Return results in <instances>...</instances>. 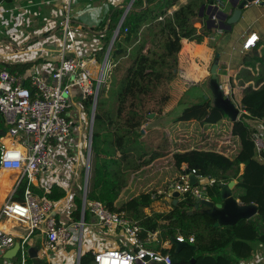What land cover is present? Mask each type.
<instances>
[{
  "label": "trees",
  "instance_id": "16d2710c",
  "mask_svg": "<svg viewBox=\"0 0 264 264\" xmlns=\"http://www.w3.org/2000/svg\"><path fill=\"white\" fill-rule=\"evenodd\" d=\"M144 1L135 0L110 53L109 61L113 68L122 60L130 62L119 87L111 90L113 95L116 93V111L108 112L106 101L100 103L99 97L97 99L88 200L99 201L112 212L125 213L144 229L143 236L157 230H161L163 238L193 236L197 250L184 248L179 253L175 252L174 247L164 250V253L172 256L173 264H191L193 259L195 264H239L252 257L257 245L264 244V151H257L253 135L258 131L252 122H264V86L257 91L252 87L244 90L239 107L240 118L237 122L229 123L230 137L234 141L229 152L227 149L219 151L216 148L196 147L173 154L175 170L181 171L183 166H187L216 180L217 184L209 189L210 199L214 203L222 202L220 184L237 181L233 189L234 198L243 205H257L259 210L256 216L233 226L215 227L216 221L204 213L206 208L200 207L195 211L196 202L190 197L180 199L176 205L165 202L168 205L165 211L153 210L157 198L153 197L152 192L120 201L128 182L125 181V178H129L128 172L141 167L131 155L141 152L138 145L141 128L148 115L155 112H144L146 100L155 98L156 93L176 78L184 40L203 44L215 33V29H208L205 25L198 29L195 24L200 19L201 7L210 6L217 0H189L185 5H179V0H146V7ZM220 1L227 3L228 0ZM177 5L179 8L170 14L169 11ZM123 13L118 11L111 14L112 30L117 27L116 23ZM210 46L215 48V45ZM217 54L216 51L215 60H218ZM246 64L253 69L257 64L263 66L257 77H250L259 87L264 83V55H257ZM3 67L22 73L27 66H0ZM25 85L30 87L28 82ZM94 99V96H88L82 100L85 114L91 115ZM169 100L170 96H164L159 102V110ZM226 118L223 111L215 108L213 102L203 95L194 99L177 121L215 126L222 124ZM78 125L75 123L74 126L77 128ZM235 142L238 147L233 151ZM118 153L121 157H118ZM156 157L153 156L149 162ZM24 189L25 184L17 194L18 200L22 199ZM33 190L53 202L67 197V190L58 184H54L49 192L36 186ZM162 198L160 196L159 200ZM75 203L72 218L78 221L81 219L82 198L76 197ZM85 222H92L88 212ZM27 264H33V260L29 258ZM80 264H96L94 251H86Z\"/></svg>",
  "mask_w": 264,
  "mask_h": 264
},
{
  "label": "built area",
  "instance_id": "2783aa9c",
  "mask_svg": "<svg viewBox=\"0 0 264 264\" xmlns=\"http://www.w3.org/2000/svg\"><path fill=\"white\" fill-rule=\"evenodd\" d=\"M76 4L70 5L69 15L62 24L66 30L76 11ZM213 5L224 10L226 4L217 0ZM122 25H117L112 31L111 44L120 35ZM215 30L216 35L224 33L222 29ZM67 38L74 40L72 31L68 30ZM209 39L215 41L216 36ZM258 41V36L250 35L244 50L256 47ZM109 50L110 47L101 60L63 55L51 72V81L56 85L47 82L37 67H33L29 74L11 72L8 67L0 68V115L7 127L4 137L7 141L0 146V253L13 248L18 237L21 264H27L29 248L37 239L44 241L49 250L57 245L66 247L75 243L79 245L81 255L85 226L88 224L85 222L87 212L100 229L106 230L122 244L119 246L114 242L112 247L96 252V264H173L172 256L164 253V250L174 247L172 238H163L161 230L143 236L144 229L125 213L112 212L103 203L88 200L89 185L84 188L81 219L78 221L72 218L75 204L73 208L71 202L73 210L66 214L62 209L64 201L53 202L33 190L34 186L39 187V177L55 168L51 143L70 142L72 124L66 113L74 104L73 89H80L83 99L88 96L98 98L111 75L113 65L109 61ZM26 82L30 87L25 85ZM253 139L257 151H264V136L256 132ZM17 152L20 153L18 160L6 159L9 153ZM90 178L89 171V181ZM24 184L23 197L18 200L17 194ZM216 184L215 179L184 166L160 196L169 198L171 190H176L183 200L190 197L196 203L212 201L209 189ZM8 223L20 231L19 236L10 232L6 227ZM176 239L179 243L195 245L193 236L186 238L180 235Z\"/></svg>",
  "mask_w": 264,
  "mask_h": 264
},
{
  "label": "crops",
  "instance_id": "0c3cea01",
  "mask_svg": "<svg viewBox=\"0 0 264 264\" xmlns=\"http://www.w3.org/2000/svg\"><path fill=\"white\" fill-rule=\"evenodd\" d=\"M179 1V5H185L189 0ZM134 2L133 0H10V2H8V0H2L0 3V66H27L25 67V71H22L24 74H29L33 67H37L42 72L44 79L47 82L52 83L51 72L59 64L63 55L81 59H89L93 57L101 60L109 47H111V34L113 30L108 23V19H110L111 23V14L118 11H124V15L126 11L129 12ZM75 3H77L76 11L71 16L72 18L68 29L72 31L74 35V40L71 41L67 38L68 30L62 27V24L66 21L69 15L70 5ZM225 4V8L222 11L232 13L234 11L232 6L228 1ZM130 6L131 8L128 10ZM146 6L147 2L145 0L144 7ZM206 7H209V4ZM178 8V5L175 6L169 11V13H173ZM207 19L208 16L204 19H198L195 27L201 29L204 25L206 26ZM120 20L118 21L120 22ZM119 22L116 24H119ZM252 34L258 36L259 41L257 42L256 47L245 51L244 44ZM214 36H216L215 41L209 39ZM211 37L206 39L203 44H196L194 42H188L187 40L183 41V49L179 53L177 76L171 83L172 99L171 102L161 110V116L162 114L166 115L170 113L177 104L183 101L187 94L194 91L193 89L198 90L199 88H204V86H206L209 82V70L211 71L210 65L212 62L216 61V51L220 55L218 57L219 80L227 92L233 94L234 92L236 93V96L240 99V105L244 90L249 87L256 89L257 85L250 77H257L261 73L260 69L263 68V66L257 64L256 68L253 69L252 67L247 66L246 62L252 60L257 55L259 57L264 55V5L256 2L251 3L244 8L240 21L233 25V29L230 32L224 31L223 34L216 35L215 30V33ZM209 41L213 43L212 45H215V48H211ZM205 96L206 98L208 97L207 95ZM197 98H199L198 93L196 96H193L191 100ZM77 99L79 101L78 106H82V99ZM188 104L190 105L191 103ZM184 109L185 108L181 110V113ZM154 114L157 119L160 117L157 112ZM180 116L181 115L177 117ZM160 118L163 120L162 117ZM149 119L152 120L153 118ZM227 119L228 118L223 121V126H221L223 127V130H229V134H224L223 130H219L218 128L221 127L220 125L202 126L194 121L178 122L181 125L186 124L185 127L189 125H198L201 127V132H203L204 136L202 138H200V136V140H197L200 147L204 149L216 148V150L217 148H225L229 152L231 145H234V141L230 138V121ZM252 122L257 131L264 136V122ZM74 125L75 124H72V136L70 142L55 144L52 148L55 166L60 163H72L71 161L76 163L75 165H77L79 169H81L83 165L80 147L83 140V123H79L77 128ZM6 131L7 127L4 123L3 117L0 115V146L2 142L7 141L4 139ZM146 132L149 133V131ZM184 133L185 132L181 128L176 130L174 134L178 138L176 142L184 143L183 139H181V134ZM169 136L171 137L170 140H172L173 135L169 133ZM188 139L187 142L190 141V138ZM134 147L135 146L133 145V148ZM237 147L238 145L236 143L233 147V151H235ZM184 150L186 149H181L177 152ZM131 156L136 155L132 154ZM150 156H153V154ZM118 157H121L120 153H118ZM87 164H85L86 170ZM173 167L175 170L174 161ZM175 171L176 179L181 171ZM51 174L52 172H49L39 177V187L46 190V192H49L54 184H58L64 188V186L57 182H53L52 186L48 188V184L45 180L51 179V177H49ZM81 176L82 172L79 174V183L82 180ZM73 179L74 186H76L78 178L76 177L75 179L73 175ZM134 182L135 177L132 176V181H128L124 188L127 193L130 191L131 185ZM234 182L237 183V181ZM83 185H85V180L83 181ZM146 187L149 188L147 192H152L153 197L159 200L160 193L164 192L168 186L163 188L158 194L152 191L149 185H146ZM65 189L67 190V188ZM122 194H124V192H122ZM67 197H70V193H67ZM160 200L168 203L171 201L170 197L168 198L167 196H163ZM62 209L66 214H68L70 210L67 208V205H62ZM147 212L150 211L147 210ZM0 226H2V224H0ZM6 227L12 234L19 236L20 231L14 229L13 224L8 223L6 224ZM16 238L18 241L16 243L17 245L19 244L20 239L18 237ZM16 245L13 248L0 253V264H21L20 253H17ZM32 247L41 250L40 256L46 260V264H78L79 262V245L75 243H71L66 247L57 245L49 250L44 244V241L37 239ZM89 248V246L85 248L83 247L81 256L86 251H89ZM32 260L33 264H39L38 259ZM243 264H264V244L257 245L252 257L243 261Z\"/></svg>",
  "mask_w": 264,
  "mask_h": 264
},
{
  "label": "rangeland",
  "instance_id": "374dc122",
  "mask_svg": "<svg viewBox=\"0 0 264 264\" xmlns=\"http://www.w3.org/2000/svg\"><path fill=\"white\" fill-rule=\"evenodd\" d=\"M210 44L213 43L210 42ZM214 63L215 62L211 63L210 68ZM129 64L130 62H127V60L126 61L122 60L121 62H119L117 67L113 68V72L111 70V75L107 79L106 84H104L100 90L99 102L102 103L106 101V110L108 112H115L117 109L116 93L113 95V93H111V90L113 88L114 90H116L119 87L120 81L123 77V73L125 72ZM210 78H211V72L209 70L208 81L210 80ZM51 84L56 85V82L53 81ZM263 86L264 84H262L259 87H256V89L253 90L257 91ZM193 90L194 91L187 94L183 99V101L177 104V106H175L170 113L166 115L162 114V116L160 115L161 110H159L160 108L159 102L161 101L162 98H164V96H170V100L166 105H168L171 102L172 99L171 84L166 85L162 90L156 93L154 97L157 100H155V98L146 100L144 112H147L148 110H154L155 112L151 114L157 112L160 115V117L163 118V120H161L160 117H158L157 119V117H155L156 115L151 120L149 119V115H150L149 114L146 122L142 126L140 132L142 136L138 141V145L141 148L140 149L141 152L136 156H134L136 162L140 164L141 167L137 170L135 169V171L128 172L129 179L125 178V181L126 180L132 181V176H133L135 177V182L131 185V189L128 193L126 192V190H123L124 194H122V197L120 199L121 202H125L128 199L137 196L138 194L147 192L149 188H147L146 185L147 186L149 185L150 189L154 191L156 194H158L160 191L163 190V188L168 186L170 181L174 180L176 177L175 176L176 171L174 170L173 167V154L181 149L200 147L199 143H197V140H200L199 139L200 136H201L200 138L204 136L203 132H201V127H199L198 125H189L185 127L186 124L181 125L177 121L178 118L177 116L182 114L181 110L183 108L188 107L189 105L188 103H192L193 100L191 99L193 96H196L197 93L199 97L203 96L204 94L208 96L207 99L213 101V95L209 88V82L206 84V86H204V88H199L198 90L193 89ZM225 92L227 96L233 100L236 106L240 107V99L238 98V96H236V93L235 92L234 94L229 93L226 90ZM77 98L83 99V94L80 91V89L75 88L73 89L74 104H72L73 106H71L68 109V113L66 114H69V121L71 122V124L83 123V128H84L83 140L80 146L82 152L83 165L81 169H79V167L75 165L76 163H74L73 161H71L72 163H68V164L60 163L57 166H55V169L52 171V174L49 175L51 179L45 180L46 183L48 184L47 185L48 188L52 186L53 182L60 183L62 186H64V188H67V193H70V197L65 198L63 201H65V205H67V208L70 209L69 211L73 210L74 204L76 207L75 198L76 197L82 198L84 195L85 185H83V181L85 180V170H86L85 164H87L89 138H90L91 115L85 114L82 110V106L81 105L78 106L79 101ZM218 125L221 126L222 124H218ZM222 126L219 127L218 129L223 130ZM180 128L185 132L184 134H181V139H183L184 143L176 142L178 138L174 135L176 130H179ZM146 131H149V133H147ZM223 131L224 134H229V130H223ZM169 133L173 135L172 140H170L171 137L169 136ZM188 138H190L189 142H187V140H189ZM54 146L55 143H51V147L53 148ZM217 150L225 151L226 149L217 148ZM151 154H153V156L157 155V157L149 162V160L153 157L150 156ZM91 166H92V162H91ZM80 172H82V176H81L82 180L79 183ZM91 172H92V167L90 168V175ZM73 175L75 179L76 177L78 178L77 179L78 182L76 186H74ZM71 202L73 204L72 209H71ZM167 209H168V205L165 202H163V200H157L155 206L153 207V210L155 211H165ZM85 227L86 229L83 235L84 248L89 246L90 250H93L94 252L96 251L99 252L112 247V244L115 241H117V245H121L120 240L115 239L106 230L100 229L94 222L93 218H92V222L88 223Z\"/></svg>",
  "mask_w": 264,
  "mask_h": 264
},
{
  "label": "water",
  "instance_id": "95a60500",
  "mask_svg": "<svg viewBox=\"0 0 264 264\" xmlns=\"http://www.w3.org/2000/svg\"><path fill=\"white\" fill-rule=\"evenodd\" d=\"M135 0H133L134 2ZM261 5H264V0H228V3L232 6L234 11L232 13H226L225 11L220 10L218 6H214V2L211 3L209 7L202 6L200 10V19H204L208 16L206 20V27L208 29H222L223 31L230 32L233 29V25L237 24L241 17L244 8L249 6L251 3L257 2ZM133 4V3H132ZM131 4V6H132ZM128 8V10L131 8ZM128 11L122 16L118 27L124 22ZM114 41L111 44L109 53H111L112 46ZM220 55L218 54L217 57ZM218 69H219V60H216L215 63L211 67V78L209 80V88L213 95V105L215 108L223 111L225 116L229 119L231 123L237 122L241 115V110L233 100L227 96L223 86L218 77ZM94 104L91 112L90 119V138H89V148H88V164L86 170L85 177V188L89 185V171L91 166V154H92V135L94 130V122L97 108V96L94 97ZM155 114H150L149 118H153ZM195 178H192L194 182ZM237 183L232 181L228 184H220L222 188L221 203H214L208 200L197 201L195 206V211L199 210L200 207H205L204 213L210 216L212 219L216 221L215 227L220 226H233L239 223L242 220H250L254 216L258 214V206L255 204H240L238 200H236L233 196V189L236 187ZM181 195L176 190H171L170 192V203L173 202L174 205L178 204ZM172 244L175 248V252L179 253L184 248H189L192 250H197V246L190 245L189 243H179L176 237H172ZM21 244L16 245L17 253L20 250ZM41 250L35 247H31L29 249V258L30 259H38L39 264H46V260L41 258L40 256ZM81 255L79 257V262H81ZM53 259V258H52ZM195 260H191V264H195Z\"/></svg>",
  "mask_w": 264,
  "mask_h": 264
},
{
  "label": "clouds",
  "instance_id": "9594fccd",
  "mask_svg": "<svg viewBox=\"0 0 264 264\" xmlns=\"http://www.w3.org/2000/svg\"><path fill=\"white\" fill-rule=\"evenodd\" d=\"M20 158V153H9L6 157V159L12 160V159H19Z\"/></svg>",
  "mask_w": 264,
  "mask_h": 264
}]
</instances>
